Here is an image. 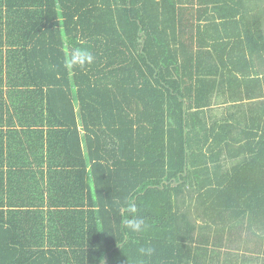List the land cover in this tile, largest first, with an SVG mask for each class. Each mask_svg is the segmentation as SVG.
I'll return each mask as SVG.
<instances>
[{
    "label": "trees",
    "instance_id": "1",
    "mask_svg": "<svg viewBox=\"0 0 264 264\" xmlns=\"http://www.w3.org/2000/svg\"><path fill=\"white\" fill-rule=\"evenodd\" d=\"M14 123L68 160L43 200L0 158V264H264V0H0Z\"/></svg>",
    "mask_w": 264,
    "mask_h": 264
},
{
    "label": "crops",
    "instance_id": "2",
    "mask_svg": "<svg viewBox=\"0 0 264 264\" xmlns=\"http://www.w3.org/2000/svg\"><path fill=\"white\" fill-rule=\"evenodd\" d=\"M217 115V114H216ZM215 116V115H214ZM218 117V115H217ZM42 127L39 126H28L24 124H4L0 127V130L4 132L8 131H25L26 133L20 134H10L8 139H4L3 141V151L0 153V158H11L10 162L13 163V158H22L19 161L18 166L14 165L12 167V172H16V174L23 175L24 173L30 174V176L37 181V184L33 186H39L40 190L44 193V199L46 198V179L48 175V171L51 168V171H62L64 167V163L66 158H64V154L58 150V147L54 144H57L56 139L59 136V133L53 134V146L48 145L47 143V135L46 129L42 130ZM80 129V128H78ZM44 133H39L42 132ZM54 131H58L57 128H53ZM34 132V133H27ZM11 136V137H10ZM10 137V138H9ZM83 151H85V147H82ZM46 158H51L50 164H48ZM66 159V160H65ZM18 160V159H16ZM18 169V170H17ZM44 177V179H43ZM36 190V192H41ZM45 209L46 203H40ZM39 206V204L37 205ZM42 207H38L42 209ZM32 209H36L35 207Z\"/></svg>",
    "mask_w": 264,
    "mask_h": 264
},
{
    "label": "clouds",
    "instance_id": "3",
    "mask_svg": "<svg viewBox=\"0 0 264 264\" xmlns=\"http://www.w3.org/2000/svg\"><path fill=\"white\" fill-rule=\"evenodd\" d=\"M94 54L87 48L73 47L65 54L64 66L67 69L85 68L94 61ZM120 223L123 229L129 233H142L147 230L148 224L145 218L140 215L139 207L134 199H128L123 205V213ZM141 256L150 257L154 249L141 247L138 249ZM103 264V261L101 262Z\"/></svg>",
    "mask_w": 264,
    "mask_h": 264
}]
</instances>
